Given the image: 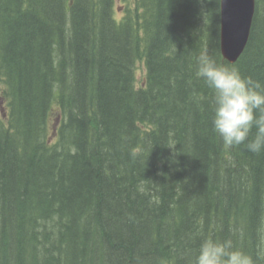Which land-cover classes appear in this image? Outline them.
Masks as SVG:
<instances>
[{
	"label": "trees",
	"instance_id": "1",
	"mask_svg": "<svg viewBox=\"0 0 264 264\" xmlns=\"http://www.w3.org/2000/svg\"><path fill=\"white\" fill-rule=\"evenodd\" d=\"M204 50L264 84V0L234 63L221 0H0V264H195L225 239L264 264V151L213 131Z\"/></svg>",
	"mask_w": 264,
	"mask_h": 264
},
{
	"label": "clouds",
	"instance_id": "2",
	"mask_svg": "<svg viewBox=\"0 0 264 264\" xmlns=\"http://www.w3.org/2000/svg\"><path fill=\"white\" fill-rule=\"evenodd\" d=\"M196 75L212 90L213 131L228 147L245 145L249 152L264 151V84L243 76L237 68L218 64L207 50L197 57ZM255 129L254 138L249 139ZM195 264H254L231 239L205 240Z\"/></svg>",
	"mask_w": 264,
	"mask_h": 264
},
{
	"label": "water",
	"instance_id": "3",
	"mask_svg": "<svg viewBox=\"0 0 264 264\" xmlns=\"http://www.w3.org/2000/svg\"><path fill=\"white\" fill-rule=\"evenodd\" d=\"M255 11L256 0H221V51L231 63L248 44Z\"/></svg>",
	"mask_w": 264,
	"mask_h": 264
},
{
	"label": "rangeland",
	"instance_id": "4",
	"mask_svg": "<svg viewBox=\"0 0 264 264\" xmlns=\"http://www.w3.org/2000/svg\"><path fill=\"white\" fill-rule=\"evenodd\" d=\"M135 0H115V16L121 19L126 15L128 8L134 6ZM146 77V67L143 62H138L136 66V85H144ZM55 120V118H54ZM58 123V121H57ZM55 138V135L51 137V140Z\"/></svg>",
	"mask_w": 264,
	"mask_h": 264
}]
</instances>
